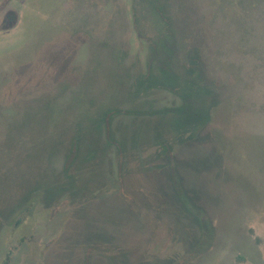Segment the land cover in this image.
Masks as SVG:
<instances>
[{"label": "rangeland", "instance_id": "rangeland-1", "mask_svg": "<svg viewBox=\"0 0 264 264\" xmlns=\"http://www.w3.org/2000/svg\"><path fill=\"white\" fill-rule=\"evenodd\" d=\"M0 264H264V0H0Z\"/></svg>", "mask_w": 264, "mask_h": 264}]
</instances>
